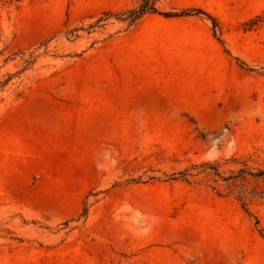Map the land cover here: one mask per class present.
I'll use <instances>...</instances> for the list:
<instances>
[{
  "label": "rangeland",
  "instance_id": "obj_1",
  "mask_svg": "<svg viewBox=\"0 0 264 264\" xmlns=\"http://www.w3.org/2000/svg\"><path fill=\"white\" fill-rule=\"evenodd\" d=\"M140 2L0 3V264H264V0Z\"/></svg>",
  "mask_w": 264,
  "mask_h": 264
},
{
  "label": "trees",
  "instance_id": "obj_2",
  "mask_svg": "<svg viewBox=\"0 0 264 264\" xmlns=\"http://www.w3.org/2000/svg\"><path fill=\"white\" fill-rule=\"evenodd\" d=\"M20 0H0L1 4H18ZM192 11H196V12H202V9L200 8H189V9H185L181 12L178 11H172V12H166L165 14L168 16L171 15H182V14H190V12ZM155 12H159L162 13V11H160L159 7L157 6V0H141V2L131 8H128L122 12H118L116 13L117 17L120 20H124L127 21V27H132L134 26L136 23H138V21H140V19H142L146 14L148 13H155ZM113 13L111 11H106L104 13L103 16H101L100 18H98L97 23H100L101 21L105 20L106 18H108L109 16H111ZM95 24H92L90 27L94 26ZM76 30L78 29H72L71 32H73V34L77 35ZM0 37H1V33H0ZM2 84V82H1ZM209 163H204L202 164L204 165H208ZM207 167V166H205ZM216 169V168H215ZM218 170V169H216ZM183 175L185 176V178H187V175L192 174L191 172H189L188 169L182 171ZM256 175H264V169H259L256 173H254Z\"/></svg>",
  "mask_w": 264,
  "mask_h": 264
},
{
  "label": "bare ground",
  "instance_id": "obj_3",
  "mask_svg": "<svg viewBox=\"0 0 264 264\" xmlns=\"http://www.w3.org/2000/svg\"><path fill=\"white\" fill-rule=\"evenodd\" d=\"M125 96H126V95H125ZM126 98L128 99L129 96H128V97L126 96ZM138 98H145V97L140 95V96H138ZM129 99H132V100H133L134 98H129Z\"/></svg>",
  "mask_w": 264,
  "mask_h": 264
}]
</instances>
